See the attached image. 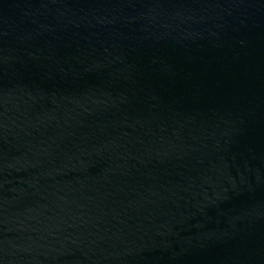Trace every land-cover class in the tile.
Wrapping results in <instances>:
<instances>
[{
  "label": "water",
  "instance_id": "95a60500",
  "mask_svg": "<svg viewBox=\"0 0 264 264\" xmlns=\"http://www.w3.org/2000/svg\"><path fill=\"white\" fill-rule=\"evenodd\" d=\"M0 264H264V0H0Z\"/></svg>",
  "mask_w": 264,
  "mask_h": 264
}]
</instances>
